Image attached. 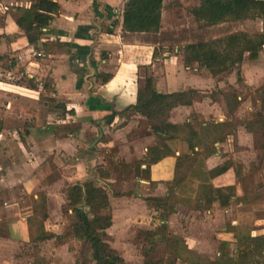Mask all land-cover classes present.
<instances>
[{
    "label": "crops",
    "instance_id": "crops-1",
    "mask_svg": "<svg viewBox=\"0 0 264 264\" xmlns=\"http://www.w3.org/2000/svg\"><path fill=\"white\" fill-rule=\"evenodd\" d=\"M52 1L59 5V13L42 29L37 45L33 46L27 43L23 31L15 23V9L29 7L30 0H0V60L8 75L0 83V264H25L26 258L28 264H33L34 257L29 253L36 246L41 248L38 257L45 260L46 264H61V256L57 258V251L68 246V243L62 246L65 241L60 245H56L54 239L37 244L29 243L26 221L32 211L31 203L26 201L36 199L40 192H44L50 200L53 194L60 195L63 188L93 178V148L97 139L92 140L95 134L100 136L102 130L123 115L107 121L103 119L112 112L121 113L134 104L139 70L148 67L154 72L159 61L156 53H159L160 47L166 52L169 45L160 39L163 31V10L161 28L157 34H129L121 31L126 0ZM178 1L166 0L164 8L167 5L170 8L179 7ZM53 41L69 43V52L46 53L42 44ZM177 50L174 49L176 54ZM166 54L162 53L163 57ZM263 68L264 47L257 59L250 60L249 69L241 66L243 83L250 87L255 85L260 80ZM162 69L161 82L166 90L158 89V92L195 90L200 95L193 99L190 106L173 109L169 120L171 123L182 124L195 117L203 126L207 125L208 119L214 121L218 118L224 121L225 118H221L223 112L226 113L224 97L217 99L214 94L205 92L207 86L213 83V78L203 76V70L196 67L191 70L190 67L171 59L163 61ZM101 74L109 76L106 82H101L98 77ZM229 79V83H235L234 78ZM22 81L27 82V85L22 84ZM30 84L36 87L32 88ZM41 95L46 99V104L41 102ZM237 100L241 102V97L238 96ZM52 103L63 105L65 112L58 110L56 105L51 109ZM243 121L241 120L239 127L241 130L237 131L239 149L252 147L249 144L252 135L241 126ZM221 145L219 144L221 153L218 150L206 159L199 156L195 163H202L204 169L209 171L232 161L227 164V171L213 178L210 184L213 188L234 187L235 198L232 201H236L231 205L236 204L240 213L237 199H241L244 189L237 178V168L240 169L239 174L242 177L245 173L244 167L240 164L242 162H235L233 159L229 140ZM182 147V144L178 145L172 151L173 156L150 165L149 180L138 178L137 181L145 189L155 193L153 197L144 198L146 203L147 199H163L167 196L165 184L173 179L176 158L186 156V148L184 150ZM144 157L139 160L142 161ZM145 167L146 165H141V170ZM192 172H197V169L185 171V181L175 192L176 195H181L180 198L193 199L191 194H195L196 182L193 181ZM164 187L166 192L163 194ZM230 206L223 209L220 207L226 217L228 213L230 215ZM212 208H219V205L212 204L210 209L204 210L205 213L209 215L213 212ZM110 210L112 225L106 230V236L114 223L111 204ZM163 211L164 208L154 210V213L161 216ZM175 213L176 210L168 214L165 225L168 217ZM194 221L192 218L190 227L194 226L191 224ZM206 221L207 224L214 225L215 229H211L209 224V233L201 228L189 232L183 237L187 250L190 253L196 251V245L200 243L196 238L202 240L203 237L210 242H226L235 251L234 234L228 228L241 225L240 219H232L230 225L227 220H223L225 224L219 230L217 228L222 224L219 219L209 218ZM171 222L169 220L170 225ZM252 225H260V219L254 220ZM44 229L55 236H61L65 232L64 224L56 216L50 215L49 206ZM255 233V236L263 235L253 230L252 234ZM169 234L180 236L181 232L172 231ZM72 255L63 253V257L67 259H71ZM215 256L219 257V252ZM67 263L70 264V261Z\"/></svg>",
    "mask_w": 264,
    "mask_h": 264
},
{
    "label": "trees",
    "instance_id": "trees-1",
    "mask_svg": "<svg viewBox=\"0 0 264 264\" xmlns=\"http://www.w3.org/2000/svg\"><path fill=\"white\" fill-rule=\"evenodd\" d=\"M166 0H126L122 12L121 31L129 34H157L161 28V13ZM59 5L52 0H30L27 8L17 7L15 23L24 33L27 43L36 46L42 29L46 28L52 21L53 16L59 13ZM187 12L196 24L204 28H211L226 22L255 21L261 23L258 33L233 32L225 36L208 41H198L184 44L179 47L182 64L186 67L195 66L215 78L223 74L231 73L239 67L243 60H255L264 47V0H197L196 3L187 7ZM42 47L46 53L64 52L68 53L71 45L69 43L45 42ZM155 53V52H154ZM148 67H142L145 73L144 81L136 93L133 105L124 109L121 113L112 112L103 120L113 119L116 116L127 113L138 115L151 123L153 134L161 140L159 145L148 147L145 157L138 162L134 168L135 176L139 179L149 180V166L159 162L161 159L173 156L168 146V141H181L186 143L187 149L193 156H202L206 159L216 153L213 144L202 151L200 132L206 131V126L196 120L173 124L169 121L171 111L179 106H190L194 98L199 94L195 90L182 92L160 93L154 88V79L148 73ZM236 81L240 82L239 71L236 70ZM101 82H106L108 75H98ZM34 88V86H31ZM236 93L226 94L224 97L227 113L235 109L238 104ZM63 113L65 107L56 105ZM224 124H214L213 129L222 128ZM245 132L255 133L261 137L259 148L264 150V88L259 99V108L254 117L241 124ZM229 134V133H228ZM197 149V150H195ZM141 165H146L141 170ZM190 165L188 156L176 158L173 179L165 185L168 194L163 199H147L155 211L166 207L168 202H187L188 198H180L176 190L182 187L185 170L197 169L192 172L193 181L196 182L195 206L197 210L210 209L216 203L221 208H226L235 198L234 187L213 188L210 181L225 173L229 166L224 164L206 171L202 163L194 162ZM131 166H123L124 170ZM101 178L108 175L102 169H97ZM53 176L56 177L55 173ZM99 178H89L78 181L64 189L68 208L70 209L74 222L68 234L55 236L46 232L44 222L47 219V196L44 192L37 194V198H31V216L27 219V232L30 244H37L54 239L56 245L66 240L77 242L83 246L89 254V264H121L122 259L106 242V230L112 225V217L109 213V193L106 186L97 183ZM151 186L153 184L151 183ZM117 197V196H113ZM167 214H161V220L153 230L144 231V238L149 246L150 252L156 244H164L170 251L167 258L169 264L181 261L187 264H199V258L190 256L186 246H181V240L167 232L164 223L168 214L173 213V207L168 206ZM228 230L235 233L237 227H229ZM234 255L229 254V244H219L217 258L218 264H264V235L250 237L248 233L239 235L235 233ZM146 255V254H145ZM198 262V263H197Z\"/></svg>",
    "mask_w": 264,
    "mask_h": 264
},
{
    "label": "rangeland",
    "instance_id": "rangeland-1",
    "mask_svg": "<svg viewBox=\"0 0 264 264\" xmlns=\"http://www.w3.org/2000/svg\"><path fill=\"white\" fill-rule=\"evenodd\" d=\"M196 1L197 0H179V7L175 6L174 8H170V5H167L163 9V31L160 39L166 41L169 45L166 47V52H163L164 49L160 47L159 53H156L159 58L157 67H155L154 72H151L149 68L147 73L152 75L154 79V88L156 90H166L161 82L163 61L165 62L171 59L174 62L177 61L182 63L180 53L176 54L174 52L175 48L178 49L181 45L192 42L208 41L219 38L235 30L244 31L249 34L258 33L261 30V23L259 20L240 22L229 21L211 28H204L196 24L187 12V7L196 3ZM162 53H167L166 57H163ZM241 66L249 69L250 60L246 58L241 65L231 73L213 78V83L207 86L205 90L207 94H214L217 99H222L226 94L236 93L241 97V102H238L236 108L233 109L232 112H223L221 118H225L224 121L218 120V118H215L214 121L208 119L206 121L208 124L206 127L207 130L200 132L203 147L202 151L208 148L213 142L220 140V142L214 143L213 146L216 152L219 150L221 153L222 149L219 144L221 145L222 142L227 143V140H229L232 146L233 159L235 162H242L240 164H242L245 171L242 177L241 173L239 174L240 169L237 168V174L239 175H237V178L242 183L244 189L241 199H237L240 203L238 205L241 211L239 213L236 204L231 205L233 204L231 203V212L230 215L229 213L227 214V217L226 214H222L221 210L223 208L220 209V207L215 209L212 208L213 212L208 215L204 210L196 209V198L193 193L191 194L193 199L188 202H168L166 207H164L163 214H167V211L169 212V205L173 207V210H176V213L173 215L171 214L168 220H166L167 232H181V235L177 236L181 240V246L187 247L183 237L188 235L192 230L201 228L203 229L202 231L206 230L207 233H209L210 231L208 228L210 225L211 229H215L214 225L210 223L207 224L208 221L206 220H209V218L219 219L222 222L217 228L218 230L225 224L223 220H227L230 225L232 219H240L239 222L241 225L238 227L235 226L237 227L235 233L239 235L248 233L250 237H253L256 235V233L254 235L252 234L254 230L264 235V150L259 148L261 137L258 134L251 133L252 137L249 143L252 145L251 148L239 149L237 146V131L240 129L241 120L245 122L252 119L259 108V99L261 91L264 88V68L259 82L253 85L254 87H250V85L243 83V78L241 79ZM193 67L195 66H190V69L192 70ZM236 70H239L240 82L236 81ZM201 74L206 77L210 76L208 73H204V71H202ZM144 77V71L139 70V87L142 86ZM203 78L204 77H201V79ZM229 78H234L235 83H229ZM22 84L27 85V82L22 81ZM219 84L221 85L220 88ZM31 86H34V88L36 87L34 84ZM41 102L46 104V99L42 97V95ZM223 102H225L224 98ZM239 103L241 104L239 105ZM55 105L56 104L52 103L50 108H55ZM194 120L198 122L199 119L195 117ZM194 120L191 118V121ZM214 124H224L225 126L213 129L212 126ZM96 139L97 141L93 148L95 153L93 178H99L96 180L97 183L106 186L109 193V203L113 206L114 211V223L105 240L109 243L110 247L120 255L122 258L121 264H169L167 258L170 255V251L164 244H156L152 252L148 251L149 246L144 238V231L153 230L161 220V216L155 214L153 207L144 201V198L153 197L155 193L150 189H145L143 185L137 181L138 177L135 176L134 172V168L140 161L139 159L144 157L148 147L159 145L161 140L153 134L150 122L131 113H127L117 120H114L112 125L102 130L100 136L95 134L92 141ZM167 144L172 151H175L177 146L182 144V148L184 150L186 148V156L190 157L189 166L191 167L199 157V155H191L184 142L175 140L168 141ZM230 162L232 161L226 164ZM128 165L131 166L130 170H124L123 166ZM99 168L106 172L108 175L107 178L99 177L97 172ZM188 170L189 167H187L185 171ZM166 188L164 187L163 194L166 192ZM63 191L64 188L61 190L60 195L56 193L50 197V200L47 198L46 206H49L50 215L53 217L56 216L58 220L61 221V224H64L65 232L63 235H65L70 233L74 218L68 208L65 196L62 194ZM177 196L180 197L181 195L178 194ZM26 202L28 204L31 203L30 201ZM111 211L112 210H109L110 215ZM192 218L195 219V221L191 223L194 224V226L190 227L189 222ZM256 219H260V225L253 227L252 224ZM169 220L172 221L171 225ZM235 233L232 232L234 235ZM202 234H204V232H202ZM201 238L202 240L196 238L200 243L196 245V251H191L189 255L199 258L197 259L199 264H218V257H216L215 254L218 252L220 243L210 242L208 238ZM65 243H68V246L62 251H57V253H59L57 258L61 256V264H68L67 261H70V264H89V254L81 244L66 240L62 246H64ZM188 244L190 245L189 242ZM39 251H41V248L36 246L29 253L34 257L33 264H46L45 260H41L38 257ZM65 252L73 254L71 259L63 257V253ZM228 252L234 255L233 247L229 246ZM27 259L28 258L24 261L25 264H28ZM178 263L182 264L183 262L175 261L174 264Z\"/></svg>",
    "mask_w": 264,
    "mask_h": 264
},
{
    "label": "built area",
    "instance_id": "built-area-1",
    "mask_svg": "<svg viewBox=\"0 0 264 264\" xmlns=\"http://www.w3.org/2000/svg\"><path fill=\"white\" fill-rule=\"evenodd\" d=\"M37 56H40L39 54H37ZM8 77L7 73L5 72V70L3 69L1 60H0V83L2 81V79Z\"/></svg>",
    "mask_w": 264,
    "mask_h": 264
}]
</instances>
